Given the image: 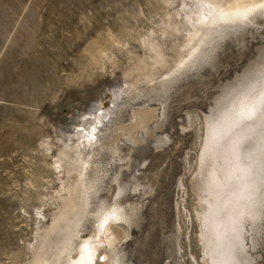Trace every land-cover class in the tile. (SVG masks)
<instances>
[{
	"label": "rangeland",
	"instance_id": "obj_1",
	"mask_svg": "<svg viewBox=\"0 0 264 264\" xmlns=\"http://www.w3.org/2000/svg\"><path fill=\"white\" fill-rule=\"evenodd\" d=\"M199 5L0 0V264L32 263L77 177L62 151L75 155L76 133L110 107L100 131L118 135V152L105 147L95 163L102 181L80 235L92 234L104 200L119 199L137 207L115 248L123 264H204L194 177L207 120L264 77V10L222 24L202 58L173 73ZM133 124L139 142L115 130ZM255 224L245 223L246 264H264V205Z\"/></svg>",
	"mask_w": 264,
	"mask_h": 264
},
{
	"label": "bare ground",
	"instance_id": "obj_2",
	"mask_svg": "<svg viewBox=\"0 0 264 264\" xmlns=\"http://www.w3.org/2000/svg\"><path fill=\"white\" fill-rule=\"evenodd\" d=\"M199 3L197 10L193 9L196 16H189L193 22L185 44L186 54L173 73L192 66L196 58L199 60L206 53L205 46L224 30L222 24L253 21V15L264 10L258 7L264 0H199ZM156 51L157 62H163L161 52ZM256 74L248 78V83L229 103L231 106L218 109L207 120L206 139L194 177V188L202 208L197 214L203 224L204 264H246L249 260L245 223L250 220L254 231L260 207L264 205V120L261 119L264 77ZM117 93L115 101L119 97ZM113 110L114 107H110L101 111L89 126L84 124L76 133L79 140L73 147L76 156L69 150L62 151L71 161L73 167L70 169H77V177L70 184L64 206L45 233L31 264H123L115 248L126 236L123 224L133 222L136 206L126 210L119 199L113 203L104 200L97 208L92 234L80 235L91 211V193L98 192L102 181L99 165L95 163L105 147L118 152V135L106 139L100 131V125ZM145 112V108L134 111L141 123ZM134 125L116 126L115 130L139 142L138 125ZM87 148L92 150L88 157L85 156ZM116 179L122 190L119 177Z\"/></svg>",
	"mask_w": 264,
	"mask_h": 264
},
{
	"label": "snow or ice",
	"instance_id": "obj_3",
	"mask_svg": "<svg viewBox=\"0 0 264 264\" xmlns=\"http://www.w3.org/2000/svg\"><path fill=\"white\" fill-rule=\"evenodd\" d=\"M258 7L264 8V4H261ZM249 118H251V116ZM261 119L264 120V112L261 113ZM101 259H103V257H101Z\"/></svg>",
	"mask_w": 264,
	"mask_h": 264
}]
</instances>
